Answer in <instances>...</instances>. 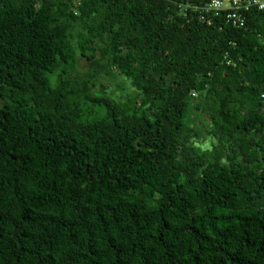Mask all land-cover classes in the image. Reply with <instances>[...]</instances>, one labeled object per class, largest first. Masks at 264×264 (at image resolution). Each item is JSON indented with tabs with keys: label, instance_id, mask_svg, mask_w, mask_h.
<instances>
[{
	"label": "trees",
	"instance_id": "1",
	"mask_svg": "<svg viewBox=\"0 0 264 264\" xmlns=\"http://www.w3.org/2000/svg\"><path fill=\"white\" fill-rule=\"evenodd\" d=\"M200 2L0 0V264H264V6Z\"/></svg>",
	"mask_w": 264,
	"mask_h": 264
},
{
	"label": "built area",
	"instance_id": "2",
	"mask_svg": "<svg viewBox=\"0 0 264 264\" xmlns=\"http://www.w3.org/2000/svg\"><path fill=\"white\" fill-rule=\"evenodd\" d=\"M199 4L181 3L180 10L184 11L185 7L191 8L197 12L199 19H202L204 14L213 13L214 15L224 14L226 22L233 26H242L244 17L239 10L256 5L258 8H263L264 0H200Z\"/></svg>",
	"mask_w": 264,
	"mask_h": 264
},
{
	"label": "rangeland",
	"instance_id": "3",
	"mask_svg": "<svg viewBox=\"0 0 264 264\" xmlns=\"http://www.w3.org/2000/svg\"><path fill=\"white\" fill-rule=\"evenodd\" d=\"M106 79H99V83L100 82H102V84H107V81H105ZM116 80L118 81V82H120L121 83V80H119V79H117L116 78ZM122 84V83H121ZM105 87V89H110V88H113V83H110V84H108L107 86H104ZM95 88V87H94Z\"/></svg>",
	"mask_w": 264,
	"mask_h": 264
}]
</instances>
